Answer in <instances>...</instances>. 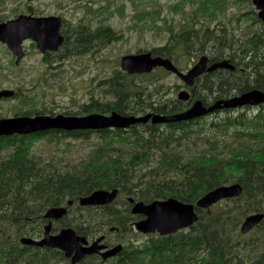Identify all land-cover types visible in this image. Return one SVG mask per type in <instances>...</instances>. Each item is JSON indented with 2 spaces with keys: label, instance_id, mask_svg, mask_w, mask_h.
<instances>
[{
  "label": "trees",
  "instance_id": "16d2710c",
  "mask_svg": "<svg viewBox=\"0 0 264 264\" xmlns=\"http://www.w3.org/2000/svg\"><path fill=\"white\" fill-rule=\"evenodd\" d=\"M224 1L197 0V4L201 14L211 21L218 15L216 8L225 4ZM200 24V29L191 30L198 32L197 35L186 36L189 42L193 44L198 39L201 52H209L215 60L227 57L235 66V71H224L217 77L203 79L205 82L199 88L201 95L211 91L217 94L218 100L229 93L239 94L252 89L264 91V33L248 38L219 32L211 36L209 25L204 21ZM180 25L182 29H192L188 21ZM98 36L102 46L118 39L116 33L107 31H100ZM70 40L72 54L85 47L80 48L74 37ZM184 46L188 45L184 43ZM150 52L153 56L163 55L161 48H152ZM115 73L106 81V93L114 100L94 101L72 114L164 115L184 109L185 103L172 102L160 86L148 91L145 86L132 81L146 75ZM206 82L213 83L209 86ZM199 99L204 105L211 104ZM93 134L99 141L92 154L75 163L67 161L64 170L53 157L47 160L34 149L37 140L59 145L66 138L87 140ZM160 157L164 159L160 160ZM217 165L219 169H216ZM263 168L264 104L214 111L190 122L155 125L148 122L126 130H51L31 136L0 137V264H67L62 252L22 245L19 240L22 236L41 235L46 210L66 207L69 201L74 204L67 207L62 219L53 223L54 231L70 228L77 235L94 237L108 225L125 233L134 222L142 219L131 214L127 198L135 197L134 202L150 203L173 197L195 206L204 193L230 183H239L242 194L214 204L209 211L196 207L198 220L190 229L168 236L147 235L138 248L125 242L118 256L111 260L101 262L85 258L79 264H264V217L250 233L242 236L239 231L246 216L264 214ZM112 189L118 190L116 200L124 197L127 206L124 213L113 203L96 208L76 206L80 197L97 190ZM94 209H101V212L93 213Z\"/></svg>",
  "mask_w": 264,
  "mask_h": 264
},
{
  "label": "rangeland",
  "instance_id": "374dc122",
  "mask_svg": "<svg viewBox=\"0 0 264 264\" xmlns=\"http://www.w3.org/2000/svg\"><path fill=\"white\" fill-rule=\"evenodd\" d=\"M24 2L27 3L26 0H0V22L11 17L15 13L13 10ZM31 4L42 15L54 12L63 14L67 18L66 22L70 24L80 23L91 29L98 25L108 27L117 34L118 39L88 53L67 56L57 62L56 69L51 71L38 64L33 65L38 62L34 57H28L19 67L9 64L8 51L0 45V90H14L18 94L17 97L0 101V118H9L21 113L34 114L37 111H50L49 115H73V112L79 111L81 105L89 103V100H114L106 93V81L112 78L115 72L120 71V58L139 51L150 52L152 48L164 45L170 34L168 32L178 30L183 22V13L188 12V9L195 11L188 24L196 29L202 26H197L199 22L204 21L212 27L214 20H230V29L233 34H239V37L244 35L246 23L241 14L252 10L249 4L227 0L224 12L210 21L200 13L197 0H40ZM149 11L156 12L162 19L165 18V23L149 22ZM248 23L249 26L253 24L250 19ZM185 62L186 60L183 64ZM132 81L145 86L148 91L160 86L166 97L172 100L175 87L181 85L173 75L158 69L146 77ZM61 141L62 144L56 145L37 140L34 142V149L36 154L42 153L47 160L53 157L55 163L64 170L67 161L75 163L89 157L93 148L98 146L99 139L93 134L87 140L66 138ZM60 159L63 161H59ZM123 201L124 197L113 203L121 213L127 210ZM76 206L79 207L78 204ZM93 211L98 213L101 209ZM82 214L87 215V212ZM40 236L42 234L36 233L22 237L39 239ZM145 238L132 229L118 236L121 243L125 241L134 246L142 244Z\"/></svg>",
  "mask_w": 264,
  "mask_h": 264
},
{
  "label": "water",
  "instance_id": "95a60500",
  "mask_svg": "<svg viewBox=\"0 0 264 264\" xmlns=\"http://www.w3.org/2000/svg\"><path fill=\"white\" fill-rule=\"evenodd\" d=\"M257 8L264 9V0L259 1ZM264 21V12L259 14ZM60 18H33L19 16L13 21L0 23V42L4 43L12 54L16 57L15 64L18 65L23 53L21 43L25 39H33L41 51L56 50L63 41L59 34ZM207 58L202 57L199 62L186 74H180L168 59L161 57H152L150 52L125 55L120 59V68L128 75L149 74L155 68H163L172 72L191 85L193 79L206 71L216 69L234 70V65L228 60L213 64L206 68ZM13 90H1L0 99L14 96ZM189 98L186 92H181L178 99L185 102ZM264 104V92L259 89H252L241 93L240 95L231 96L225 99H219L210 106H204L201 101H196L187 107L184 111L171 114L160 115L148 113L142 116H123L112 112L109 115L92 113L84 116H37V117H14L0 119V137H9L14 135H32L49 130L61 131H102L106 129H128L131 126L159 123H176L186 122L207 116L214 111L223 109H236L246 106L257 107ZM242 187L238 183L230 184L215 188L197 200L195 206L183 203L175 198L166 200H154L150 203L139 201L131 208L133 215H141L144 218L135 222L136 231L143 234H155L167 236L176 233L179 230L191 227L197 220L198 215L195 208L201 210H210V208L222 201L239 197L242 194ZM118 195L117 189L97 190L87 196L80 197L78 200L80 207H101L112 204ZM127 202L133 204L131 198ZM72 204L67 202V206ZM67 209L65 207H55L46 210L43 218L48 223L43 226V236L41 239H32L27 237L20 238L22 245L33 246L37 248L57 249L63 252L64 257L70 260V264H78L85 257L99 254L105 247L98 245L102 237L87 246L86 239L76 235L70 228L62 229L57 235H52V221H57L65 216ZM263 213H255L244 218L240 225V233L248 234L263 219ZM113 230V229H111ZM121 246L106 251L100 256L106 260L114 257L120 252Z\"/></svg>",
  "mask_w": 264,
  "mask_h": 264
},
{
  "label": "flooded vegetation",
  "instance_id": "af4514ba",
  "mask_svg": "<svg viewBox=\"0 0 264 264\" xmlns=\"http://www.w3.org/2000/svg\"><path fill=\"white\" fill-rule=\"evenodd\" d=\"M26 1H27V3L24 2L21 6H19L13 10V12H15V13L11 17H7L6 20H4L3 22H0V23L13 21V20L17 19L19 16H26V17H33V18H47V17L60 18L61 24H60L59 34L63 38V41L56 50L46 49L45 51H41L38 48L37 44L33 41V39L29 38V39L23 40L21 43L23 56H22L21 60L19 61L18 65L15 64L16 57H14L11 54V51L8 49V47L4 43L0 42V45L5 47V49L8 51L9 64H11V65L13 64L15 67H19L20 65H22L28 57H34V58H37L35 60L36 61L38 60V62L33 63V65L38 64L39 66H41L44 69L49 70V71L55 70L57 67V62H60L63 58H65L67 56L68 57H74V56L82 55L84 53H88L92 50H95L98 47H102V44H99L98 34L100 33V31H107L110 33H115L110 28H108V27L106 28V27L101 26V25H98L95 28L91 29L87 25H82L80 23L79 24L67 23L66 22L67 18L59 12H54L53 14H49V15H42L39 12H37L33 8V5L31 4V3H38L40 0H26ZM253 1H255V3H258L261 0H242L243 3L249 4L252 7L251 11H246L243 14H241L242 18L244 20H246V23L244 25L245 33L243 35L246 38H248L250 35L256 36V34L264 33V21L259 16V14L261 12H264V9L262 10L260 8H257V5L254 4ZM224 3L225 4H223L222 6H219L216 8V11L219 15H220V13L224 12V7L227 4V0H225ZM197 7L199 9L198 4H197ZM212 9H215V8L213 7ZM199 11H200V13L202 12L200 9H199ZM149 12L151 13L150 17H149V22L154 21L156 23H165V18H163V19L160 18V16L156 12H153V11H149ZM183 14H184V18H183L182 23H185L186 21H189V18L192 15L195 14V11L188 9V12H184ZM249 19L253 23L251 26H249V23H248ZM236 20L238 21V19H236ZM182 23H180V24H182ZM212 24H214V25L212 27H209V31H208V34L211 36H214L218 32L228 34V36H230L233 33V30L230 29V20H224L223 19V22H218V21L214 20L212 22ZM200 25H201L200 22L197 23V26H200ZM180 26H182V25H180ZM180 26H179L178 30H176L174 32H172V31L168 32L170 34H169V37L166 40L164 45L156 47V48L162 49L163 55L162 56H153L152 55V57H161L163 59H168L172 63V65L177 69V71L180 74H182L183 76L186 75L199 62V60L202 57H205L208 60V62L206 63V68H209L213 64L220 63L221 61H224V60H228L229 62H231L230 59L227 57H224L220 60H215L214 58H212V56L210 55L209 52H207V51L201 52L198 39H197V41H194L193 44H191L189 42V40L186 38V36H193L194 34L197 35L198 32L191 31V30H198V29H200V27H198V29H196L192 25H189V26H192V29H185V28L182 29ZM72 37L77 39L78 42L76 41V43L80 44V48H81V46L85 45V47L83 49H81V51L76 53V54L71 53L70 44L72 43V41L70 40V42H69V39ZM178 38H179V40H177ZM67 43H69V44H67ZM184 43L187 44L188 46L187 47L184 46ZM67 45H69V47ZM184 60H186L185 64H183ZM187 60H191V61L188 62ZM157 69L162 70V72H164L165 74L173 75L177 80H179L181 82V85H179V86L177 85L175 87V94H174V98H173L174 100H172L171 98L168 97V99H170L172 102L179 101L181 103H185V107L181 111H184L192 103H194L196 101H201L199 99L200 97L204 101L209 102L211 104L213 102L217 101V99H216L217 94L212 93L211 91L209 93L204 92L201 95V91L199 90V88H200L201 84L203 82H205L202 80L206 79V78H210V77H217L218 73H222V72H224V70L229 71L227 69H224V70L223 69H216L213 71L203 72L198 77H195L193 79L191 85H188L185 81H183L180 78V76H177L176 74H174L172 72L166 71L163 68H157ZM233 71H235V68ZM230 72H232V71H230ZM212 83L213 82H206V84H209V85H211ZM176 89H177V93H176ZM181 92H186L189 96V98L185 102H182L178 99V95ZM196 93L199 94V96L196 95ZM230 94L231 93L225 95L226 96L225 98L234 96L237 93H234L232 95H230ZM17 95L18 94L15 92V94H14V96H12V98L17 97ZM197 97H199V98H197ZM223 97L224 96H221L219 99H225ZM90 101L91 100H89V103H87V104L81 105V108L87 107L91 103H94V101H92V102H90ZM211 104H209V105H211ZM209 105H205V106L207 107ZM46 112L47 111H37L34 114H30V113H24L23 114V113H21V114H17L15 116H12L9 118L37 117V116H46V115L55 116V115H49V114H51L50 111H48L49 113H46ZM88 114H91V113H88ZM88 114H82V116L88 115ZM63 115L67 116L70 114H63ZM164 115H170V114H164ZM0 119H8V118H0ZM130 208H131V206H130ZM47 223H48V221H47ZM62 229H64V228H61L58 231H54V224L52 223V229H51L50 233L52 235H57ZM131 229H132V226L129 227V230H131ZM105 230H103L102 232H100L99 234H97L94 237L83 236V235H78V236L84 237L86 239L87 246H90L93 242H95L97 239L102 237V240L99 242L98 245H102L105 248L102 249L100 251V253L109 251L110 249L115 248V247L120 246V245L123 248L125 241H124V243H121L118 240V236H120L124 233H121V231L119 229H117L116 227H114V231H109V230L107 231V229H105ZM111 234H114L115 236L112 237ZM117 256H118V254L116 255V257ZM86 258H95L98 261L103 262V260L99 254L88 256ZM113 258H115V257H113ZM113 258H111V259H113ZM67 264H68V262H67Z\"/></svg>",
  "mask_w": 264,
  "mask_h": 264
},
{
  "label": "bare ground",
  "instance_id": "6f19581e",
  "mask_svg": "<svg viewBox=\"0 0 264 264\" xmlns=\"http://www.w3.org/2000/svg\"><path fill=\"white\" fill-rule=\"evenodd\" d=\"M211 65H212V64H211ZM223 70H224V69H223ZM224 71H225V70H224ZM209 86H210V85H209ZM207 87H208V85H207ZM218 88H219V87H218ZM231 89H232V88H231ZM235 89H236V88H235ZM218 90H219V89H218ZM221 91H222V90H221ZM234 92H235V91H234ZM245 92H246V91H245ZM237 93H238V92H237ZM239 94H240V93H239ZM239 94H238V95H239ZM179 107H180V106H179ZM223 111H224V110H223ZM218 112H219V111H218ZM214 114H215V113H214ZM204 118H205V117H204ZM201 120H202V119H201ZM143 126H145V125H143ZM143 126H142V127H143ZM147 126H148V125H147ZM147 126H145V127H147ZM137 129H138V128H137ZM141 129H142V128H141ZM145 129H146V128H145ZM137 131H138V130H137ZM142 131H143V130H142ZM142 134H143V133H142ZM139 136H140V135H139ZM165 141H166V140H165ZM163 142H164V141H163ZM139 149H140V148H139ZM141 150H142V149H141ZM147 150H148V149H147ZM147 150H146V151H147ZM147 152H148V151H147ZM145 153H146V152H145ZM149 153H150V152H149ZM142 154H143V152H142ZM147 154H148V153H146V155H147ZM138 156H140V155L138 154ZM156 156H157V155H156ZM149 157H150V156H149ZM169 157H170V156H169ZM157 159H158V158H157ZM162 159H164V158H161V157H160V160H162ZM175 159H176V157H175ZM137 161H138V160H137ZM157 162H158V161H157ZM164 162H166V159H165ZM134 163H136V162H134ZM164 164H165V163H164ZM180 164H181V163H180ZM185 164H186V163H185ZM158 165H159V164H158ZM172 165H173V164H172ZM181 165H182V164H181ZM181 165H179V166H181ZM218 165H219V164H218ZM218 165H217V166H218ZM161 167H162V166H161ZM212 167H214V166H212ZM186 168H187V166H186ZM208 169H209V168H208ZM216 169H219V166H218V168L216 167ZM263 169H264V168H263ZM189 171H190V170H189ZM195 171H196V170H195ZM209 171H210V170H209ZM196 172H197V171H196ZM210 172H211V171H210ZM128 174H129V173H128ZM130 174H131V173H130ZM199 174H200V173H199ZM132 175H133V174H132ZM214 175H216V174H214ZM211 176H212V175H211ZM128 177H129V176H128ZM133 177H134V176H133ZM258 177H261V176H258ZM258 177H257V179H258ZM129 178H131V177H129ZM155 180H156V179H155ZM155 180H154V181H155ZM157 180H158V179H157ZM259 180H260V178H259ZM251 181H252V180H251ZM158 182H159V181H158ZM160 182H161V181H160ZM251 183H253V182H251ZM257 183H258V182H257ZM257 183H255V184H257ZM263 183H264V181H263ZM230 184H231V183H230ZM230 184H229V185H230ZM238 184H239V183H238ZM155 185H156V184H155ZM161 185H162V184H161ZM260 185H262V183H260ZM45 186H46V185H45ZM141 186H142V185H141ZM141 186H140V187H141ZM157 186H158V184H157ZM159 186H160V185H159ZM162 186H163V185H162ZM162 186H161V187H162ZM225 186H227V185H225ZM248 186H249V185H248ZM248 186H247V187H248ZM255 186H256V185H255ZM153 187H154V186H153ZM161 187H160V188H161ZM220 187H221V185H220ZM252 187H253V185H252ZM252 187H251V188H252ZM259 187H260V186H259ZM141 188H142V187H141ZM141 188H140V189H141ZM217 188H218V187H217ZM249 188H250V187H249ZM251 188H250V189H251ZM260 188H261V187H260ZM262 188H263V187H262ZM157 189H158V188H157ZM247 189H248V188H247ZM250 189H249V190H250ZM254 189H255V188H254ZM254 189H253V190H254ZM132 190H133V189H132ZM138 190H139V189H138ZM190 190H191V189H190ZM255 190H256V189H255ZM263 190H264V189H263ZM136 191H137V190H136ZM157 191H158V190H157ZM159 191H160V190H159ZM250 191H252V190H250ZM260 191H261V190H260ZM141 192H142V191H141ZM261 192H262V191H261ZM132 193H133V192H132ZM135 193H136V192H135ZM137 193H138V192H137ZM252 193H253V192H252ZM142 194H143V193H142ZM144 194H145V193H144ZM144 194H143V196H144ZM204 194H206V193H204ZM255 194H258V193H255ZM260 194H261V193H260ZM263 194H264V192H263ZM131 195H132V194H131ZM131 195H130V196H131ZM253 195H254V194H253ZM253 195H252V196H253ZM261 195H262V194H261ZM132 196H134V195H132ZM139 196H140V195H139ZM254 196H256V195H254ZM141 197H142V195H141ZM169 197H171V196H169ZM133 198H135V197H133ZM133 198H132V199H133ZM138 198H139V197H138ZM138 198H137V199H138ZM146 198H147V197H146ZM172 198H173V197H172ZM152 199H153V198H152ZM156 199H157V198H156ZM166 199H167V198H166ZM133 200H134V199H133ZM138 200H139V199H138ZM162 200H163V199H162ZM164 200H165V199H164ZM228 200H229V199H228ZM136 202H137V201H136ZM218 203H219V202H218ZM262 220H263V219H262ZM195 223H196V222H195ZM261 223H262V222H261ZM103 224H104V223H103ZM259 224H260V223H259ZM259 226H260V225H259ZM108 227H110V226L108 225ZM108 227H107V228H108ZM110 228H111V227H110ZM110 228H108L109 231H111ZM189 229H190V228H189ZM189 229H188V230H189ZM256 229H257V228H256ZM108 230H107V231H108ZM105 231H106V230H105ZM112 231H114V230H112ZM239 231H240V230H239ZM249 233H250V232H249ZM241 235H242V234H241ZM149 236H150V235H149ZM157 236H158V235H157ZM242 236H244V235H242ZM156 238H157V237H156ZM158 238H159V237H158ZM160 239H162V238H160ZM120 246H121V245H120ZM118 247H119V246H117V247H115V248H118ZM136 247H137V246H136ZM132 248H133V246H132ZM137 248H138V247H137ZM137 248H135V249H137ZM112 249H114V248H112ZM112 249H110V250H112ZM110 250H109V251H110ZM121 250H122V246H121ZM121 250H120V252H121ZM130 251H132V250H130ZM120 252H118L117 254H119ZM141 252H142V251H141ZM155 252H156V251H155ZM247 253H248V252H247ZM248 254H249V253H248ZM251 256H252V255H251ZM133 257H134V256H133ZM125 258H127V257L125 256ZM134 258H135V257H134ZM134 258H132V260H133ZM247 258H249V256H248ZM253 258H254V257H253ZM127 259H128V258H127ZM251 259H252V258H251ZM257 260H258V259H257ZM253 262H254V261H253ZM254 263L256 264V262H254ZM254 263H253V264H254ZM249 264H250V263H249Z\"/></svg>",
  "mask_w": 264,
  "mask_h": 264
}]
</instances>
